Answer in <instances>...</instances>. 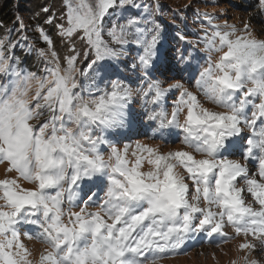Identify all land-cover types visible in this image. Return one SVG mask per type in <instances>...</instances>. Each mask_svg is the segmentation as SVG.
Segmentation results:
<instances>
[{
    "label": "snow or ice",
    "instance_id": "1",
    "mask_svg": "<svg viewBox=\"0 0 264 264\" xmlns=\"http://www.w3.org/2000/svg\"><path fill=\"white\" fill-rule=\"evenodd\" d=\"M257 3L264 12V0ZM127 6L141 7L134 0H64V22L56 24L68 46L63 58L37 27L48 45L37 50L43 75L21 67L14 54L26 35L13 41L10 29L0 36V164L16 173L0 179V264H34L22 236L47 245L35 264H157L194 238L227 239V226L264 246V39L248 23L237 29L204 14L201 41L220 55L208 58L195 86L223 109L216 111L182 82L165 87L155 78L162 26L148 5L139 16L106 26L112 10ZM74 39L83 42L82 51ZM129 43L143 49L133 69L147 84L139 91L152 105L146 108L150 138L168 142L180 134L188 150L119 146L121 130L136 123L133 88L111 79L107 62L124 55ZM175 90L169 111L165 98ZM237 154L243 163L232 158ZM245 193L258 207L246 203Z\"/></svg>",
    "mask_w": 264,
    "mask_h": 264
},
{
    "label": "rangeland",
    "instance_id": "2",
    "mask_svg": "<svg viewBox=\"0 0 264 264\" xmlns=\"http://www.w3.org/2000/svg\"><path fill=\"white\" fill-rule=\"evenodd\" d=\"M245 0H134L135 4L140 5L139 9L127 6L123 9H114L106 18V26H110L113 22H125L132 16H139L145 12L144 5H148L147 11L150 12V18L158 22L162 26V40L158 45V52L156 58L157 71L155 72V78L160 79L164 86L175 83L176 81L182 82L185 87L190 90L196 79H198L199 73L207 67V64H202L203 59H208L211 56L212 60H216L220 53H209L201 41L204 35V28L207 24L204 22V14L208 13L216 17L214 23L224 25L227 22L228 25H234L237 29H242L245 23H248L251 28L252 35L258 39H264V27L259 21L263 20L262 12L252 11L254 3H251L244 7ZM250 1V0H248ZM29 0H16L14 9L10 14L9 26H4L0 20V36L8 34V30L14 29L11 32L13 41L20 38L21 35L27 36V41L22 42L21 45L15 48V56L19 58L21 67L28 71L36 72L38 75H43L42 69L44 62L38 55L37 50H47L48 45L41 40L40 33L37 27L43 28L47 33L45 26H54L56 24L63 23L60 17L63 15L64 0H52L49 3L51 6L46 7L48 12H44L40 9L36 14H48L55 15V18L51 24L44 22L40 23V18H32L28 13L26 6ZM43 3V2H42ZM258 5V3H257ZM17 17L20 18L19 22ZM24 26V31H20V25ZM44 24H46L44 26ZM57 30V28H56ZM48 34V33H47ZM49 35V34H48ZM183 36L185 39H181ZM107 39V37H105ZM64 41V40H63ZM65 42V41H64ZM78 50H83L85 45L82 41L74 39ZM54 44V43H53ZM27 45V46H26ZM29 46L31 50H29ZM57 51V49L55 48ZM58 52V51H57ZM68 53L66 48L64 55ZM60 54V53H59ZM143 54L142 47H139L133 43H129L126 46L124 55H121L116 60L108 61L109 72L111 79H120L125 84H128L133 88V96L130 101V105L133 114L136 119V123L132 128L121 130L124 135L120 138V147L124 144H132L135 146L136 142L149 144L150 146H159L161 151H176L185 148L180 147L177 144H163L156 139H151L150 129L148 128L149 120L147 119L146 108L151 110L152 105H145L140 94L141 87H147L146 82L141 78V73L138 69H133L134 64H138V56ZM29 56L27 60H23V57ZM64 55H60L63 58ZM31 56L33 60H31ZM86 63V62H84ZM0 77V80H3ZM199 94L200 99V92ZM179 97V90H175L169 93L165 98V106L171 111L173 103ZM205 107L212 110L219 111L210 105H206L201 102ZM41 117L40 120H34L32 123L39 125L45 119ZM105 149V158H107L108 150L107 146H103ZM249 166V165H248ZM6 163L0 164V179H4L5 176H15L16 173H6ZM250 169V166H249ZM148 170V166L145 165V169ZM24 183L25 187H34L33 185ZM238 186L243 187V181L238 183ZM103 195V193H101ZM252 199V198H251ZM246 203H254L253 201H246ZM258 207V205H255ZM90 210H95L90 209ZM78 211V208L73 209ZM226 232L231 235L235 234L234 231L225 228ZM21 239L25 245L31 251V259L38 261L40 253L47 245L41 243L36 239H27L22 236ZM245 242H251L256 245L255 250L243 249L240 245ZM257 261L258 264H264V246L259 241H255L251 236L244 237L243 235L227 241L220 246H201L189 251L188 253L176 256L172 258H163L157 261V264H248L251 261Z\"/></svg>",
    "mask_w": 264,
    "mask_h": 264
},
{
    "label": "trees",
    "instance_id": "3",
    "mask_svg": "<svg viewBox=\"0 0 264 264\" xmlns=\"http://www.w3.org/2000/svg\"><path fill=\"white\" fill-rule=\"evenodd\" d=\"M43 2V3H42ZM51 2V4L53 3L52 0H29V2L27 3L28 5L26 6V8L28 9V13L30 14V16L32 18H40V23H42V21L44 22L47 18L46 16L51 13V6L49 3ZM16 3V0H0V20L3 23L4 26H9V21H10V14L11 11L14 9V5ZM46 7H50V12L48 14H36L38 11H40V9L42 8H46ZM41 12V11H40ZM46 24H44L45 26ZM45 29L47 31V33L49 34V36L51 37L55 48L57 49L58 53H60V55H64V52L66 50V48H68L67 43L64 42L62 40V38L60 36L57 35V30L54 26H45ZM29 56H25L23 57V60H27ZM31 60H33L32 56H31Z\"/></svg>",
    "mask_w": 264,
    "mask_h": 264
},
{
    "label": "bare ground",
    "instance_id": "4",
    "mask_svg": "<svg viewBox=\"0 0 264 264\" xmlns=\"http://www.w3.org/2000/svg\"><path fill=\"white\" fill-rule=\"evenodd\" d=\"M240 181H243V180H240ZM240 181H239V182H240ZM244 195H245V200H246V201H248V200L251 201V196H250L249 194L245 193ZM253 207H256V206H255V203H253Z\"/></svg>",
    "mask_w": 264,
    "mask_h": 264
}]
</instances>
